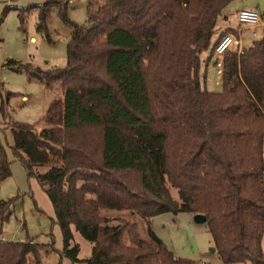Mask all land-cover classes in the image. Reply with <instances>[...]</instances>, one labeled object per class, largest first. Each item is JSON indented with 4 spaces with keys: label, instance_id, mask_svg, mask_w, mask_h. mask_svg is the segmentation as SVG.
<instances>
[{
    "label": "trees",
    "instance_id": "trees-1",
    "mask_svg": "<svg viewBox=\"0 0 264 264\" xmlns=\"http://www.w3.org/2000/svg\"><path fill=\"white\" fill-rule=\"evenodd\" d=\"M231 1L94 0L86 27L67 18V2L35 7L47 42L52 14L72 29L66 66L17 68L49 89L58 83L62 98L40 131L12 126V153L47 196L72 264H196L153 233L162 214L204 217L222 264H264V37L225 55L221 92L207 91L201 75L202 54L209 61L235 34L214 40ZM9 177L0 142V184ZM18 198L0 200V226ZM101 210L141 218L150 241L137 223L113 224ZM72 227L91 243L89 258L70 249ZM27 262L42 264L35 244L0 241V264Z\"/></svg>",
    "mask_w": 264,
    "mask_h": 264
},
{
    "label": "rangeland",
    "instance_id": "rangeland-1",
    "mask_svg": "<svg viewBox=\"0 0 264 264\" xmlns=\"http://www.w3.org/2000/svg\"><path fill=\"white\" fill-rule=\"evenodd\" d=\"M56 0H0V142L10 163L11 177L0 184V200L7 201L19 197L12 209L8 222L0 226V241L32 242L38 247L42 264H72L64 254L63 238L60 228L52 225L54 219L52 206L35 179H28L23 164L12 153V126L15 123L28 124L40 131L45 127L43 117L53 100L62 98L60 85L51 89L34 79L27 69L46 72L66 66V50L71 40L72 29L57 14H52L48 21L51 43L36 32V6ZM67 2V18L78 26H87V5L94 0H60ZM27 9L20 22L19 10ZM241 10H253L264 21V0H232L218 18L215 36L225 28L237 29V35L243 27L237 14ZM260 39L264 37V26L256 30ZM221 34V33H220ZM219 34V35H220ZM243 47H248L256 39L248 30L241 31ZM219 37V36H218ZM31 38H34L31 41ZM204 58L203 55L201 57ZM17 64L9 68L6 63ZM203 61V60H202ZM206 73L205 88L209 92L222 90L217 83L213 63L209 67L202 62L201 73ZM12 94V96H9ZM176 198V192L171 191ZM101 214L112 219L137 223L142 239L150 241L145 222L129 211L101 210ZM154 219V218H153ZM151 230L156 237L178 258L188 259L199 264H222L217 253H213V243L207 225L194 220L190 214L157 217L151 221ZM71 248L78 249V259H87L91 255L92 245L72 227ZM264 253V236L261 242ZM241 264V263H240Z\"/></svg>",
    "mask_w": 264,
    "mask_h": 264
},
{
    "label": "built area",
    "instance_id": "built-area-1",
    "mask_svg": "<svg viewBox=\"0 0 264 264\" xmlns=\"http://www.w3.org/2000/svg\"><path fill=\"white\" fill-rule=\"evenodd\" d=\"M237 19L239 24L243 27L242 30L245 29L250 31L251 37L253 39H256L258 37L256 30L264 26V21H262L260 16L253 10H241L237 14ZM241 31L237 35L228 34L221 38L213 50V66L216 77L219 81H221L223 76L225 55L228 53L239 54L243 48V42L240 36ZM26 264L29 263L27 262Z\"/></svg>",
    "mask_w": 264,
    "mask_h": 264
},
{
    "label": "crops",
    "instance_id": "crops-1",
    "mask_svg": "<svg viewBox=\"0 0 264 264\" xmlns=\"http://www.w3.org/2000/svg\"><path fill=\"white\" fill-rule=\"evenodd\" d=\"M60 1V0H59ZM70 3H71V0H70ZM39 6V5H38ZM226 30H234V31H236L237 29H232V28H223L222 30H220V33H222V32H224V31H226ZM219 33V34H220ZM219 34L216 36V38L219 36ZM34 40V38H31V41H33ZM215 40V39H214ZM245 47V46H244ZM203 55V63H204V65L205 66H207V67H209V65H212V63H213V59L211 58L209 61H207V58H208V53L206 52V53H204V54H202ZM202 57V56H201ZM206 73H207V71L205 72V73H203L204 75H205V79H206ZM202 73H201V75H203ZM218 80V79H217ZM221 83V81H217V83ZM204 85H205V81H204ZM165 215H167V214H162V215H159V216H157V217H161V216H165ZM192 216V215H191ZM157 217H155V218H157ZM154 218V219H155ZM154 219H152V220H154ZM151 220V221H152ZM213 249H214V247H213ZM213 253H216V251H215V249H214V251H212ZM175 257H177L176 255H175ZM178 258V257H177ZM200 263H207V264H209L208 262H206V261H201Z\"/></svg>",
    "mask_w": 264,
    "mask_h": 264
},
{
    "label": "water",
    "instance_id": "water-1",
    "mask_svg": "<svg viewBox=\"0 0 264 264\" xmlns=\"http://www.w3.org/2000/svg\"><path fill=\"white\" fill-rule=\"evenodd\" d=\"M194 220L197 221V222H200V223H202V222L204 223L205 222V218L202 217V216L201 217L200 216L199 217H194ZM212 251H214V249Z\"/></svg>",
    "mask_w": 264,
    "mask_h": 264
}]
</instances>
